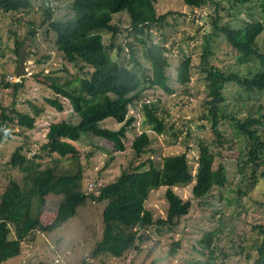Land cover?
Returning <instances> with one entry per match:
<instances>
[{
    "label": "trees",
    "instance_id": "16d2710c",
    "mask_svg": "<svg viewBox=\"0 0 264 264\" xmlns=\"http://www.w3.org/2000/svg\"><path fill=\"white\" fill-rule=\"evenodd\" d=\"M38 1L44 2V18L39 29L33 27L26 37L11 29L15 36L13 52L17 56V67L21 47L28 37H35L41 28L43 35L50 36L64 62L83 71V76L78 78V84H74L72 79L63 83L58 76H53V71L45 73L44 68L39 72L29 71V74L35 77L44 74L47 80H51L50 88L55 95L46 98V105L63 112L64 99H68L77 115V121L73 123L60 120L49 125L41 151L53 156L51 162L43 161L41 154L27 157L25 144L17 146L13 151L9 164L24 176L22 184L11 178L0 197V247L5 245L0 253V264L22 255L25 244L35 242L38 232H52L63 226L76 215L78 207L88 200L106 201L102 212V237L96 242L90 256L95 258L108 254L122 257L132 248L140 249L139 243L148 236L147 228L156 227L158 232L161 227L173 229L189 214L192 200L181 197L174 187L191 185L193 196L199 200L211 195L215 189L225 188L230 183V172L204 138L198 141L199 154L195 171L186 152L165 156L162 166H157L150 154L155 152L151 145L167 129L166 117L161 114L166 111L161 107V100H144L142 109L144 123L148 128L138 133L131 142L134 158L130 161V169H124L113 181L102 185L92 181L94 186L91 191L85 190V167L75 142L90 136L96 140L98 148L110 150L109 145L103 147L101 143H110L114 139L124 141L128 138L129 131L136 127L137 121L130 114V107L136 106L147 90L161 88L168 94L175 92L169 83L171 62L167 55L168 47L164 41H157L154 33L156 28L167 25L168 17L175 12L160 13L158 0H69L65 14L55 18L52 0H0V13H29ZM181 1L192 8L208 6L214 10V14L209 15L211 30L206 31L207 44L201 57V71L208 90L202 118L210 121L208 128L217 140L223 137L222 127L225 121L232 123L240 136L247 138L250 180L264 182V106L259 105L257 115L249 114L242 118L237 117L234 112L225 111V90L230 84L238 87L240 101L246 99L244 92L264 94V51L257 40L264 32V0ZM225 3L229 7L223 6ZM252 8L259 9L262 19L252 17L239 27L232 25L230 21H223L220 15V11L224 10L231 16L234 10ZM116 13L127 14V30L135 38L134 43H116L121 32L119 25L113 21ZM102 31L111 32L109 44L104 41ZM212 35L225 38L237 51L239 62L250 63L256 58L262 66L241 73L233 69L225 71L211 64L209 56L213 55V51L209 42ZM136 43L145 47L149 67H145L135 55ZM114 49H117L119 59L112 56L111 51ZM30 51L32 53V47ZM123 54L126 55L122 56ZM49 57L48 54L42 55L36 59V64L44 63ZM191 67L192 59L189 56L177 67L175 82L184 90L191 82ZM0 81L4 88L10 89L12 96L5 103L0 101L1 144L17 132L34 129L36 118L46 110V105L34 106V115L18 111L15 105L23 80L9 82L6 78H1ZM108 120H114L120 125L105 126L104 123ZM16 127L20 128L19 131H16ZM69 157L75 162L73 170L60 166L61 159ZM158 187L166 188L168 206L165 217L156 215L153 209L146 206L151 190ZM59 193L62 196L57 212L51 222L45 224L39 215L34 214V208L45 206L49 195ZM260 205L263 218L250 222L251 235L247 237L252 239L251 248L255 251L251 252V248L246 249L245 245L240 246V252L246 250L249 264H264V193ZM220 231L215 229L203 234L199 241L200 251L207 255V259L198 264H215L216 251H223V247L218 244ZM181 245L180 240L173 241L169 254L175 256ZM223 256L228 257V253L224 251ZM35 264L50 263L40 261Z\"/></svg>",
    "mask_w": 264,
    "mask_h": 264
},
{
    "label": "rangeland",
    "instance_id": "374dc122",
    "mask_svg": "<svg viewBox=\"0 0 264 264\" xmlns=\"http://www.w3.org/2000/svg\"><path fill=\"white\" fill-rule=\"evenodd\" d=\"M68 1L52 0L51 5L55 10V18L65 14ZM43 4L44 2L38 1L35 8L29 13H0V79L6 78V81L12 82L10 75H16L17 56L13 52L15 36L12 30L19 31L22 37H26V35L29 36V30L33 27L39 29L41 20L44 18ZM223 6L229 7V4L225 3ZM157 7L160 13L175 12L168 17L167 25L154 30L155 39L164 41L168 47L167 55L171 62L168 71L169 83L175 92L168 94L161 88L147 90L141 101L136 106L130 107V114L134 115L137 121L136 127L129 131L128 138L124 141L114 139L110 143H101L103 147L109 145L110 150L98 148L96 140L90 136H85L81 141L75 142L80 150L81 161L86 172L83 188L91 191L89 186L92 181L102 185L113 181L124 169H130V161L134 158L131 142L138 133L148 128V125L144 123L142 109L144 100H161V107L166 111L161 114L166 117L167 129L151 145L155 152L150 154L157 166H162L165 156L186 152L195 171L199 154L198 141L204 138L212 145L218 159L227 165L230 172V183L225 188L215 189L211 195L199 200L193 196L191 185L174 187L181 197L192 200L193 205L189 214L183 217L179 226L173 229L161 227L158 232L156 227L147 228L148 236L139 243L140 249L132 248L122 257H113L108 254H102L95 258L90 256L96 242L102 237V212L106 201L88 200L84 205L78 207L76 215L63 226L52 232H38L35 242L25 244L22 255L3 262V264H20L21 262L35 264L40 261H47L50 264H198L207 259V255L200 251L199 241L205 232L215 229L221 230L218 244L223 247V251H216L215 264H249L246 250L240 252V246L245 245L246 249L251 248L253 241L247 238L251 235L250 222L263 218L260 202L263 198L264 182L250 180L251 168L247 163L249 150L247 138L240 136L241 134L234 129L232 123L225 121L222 127L223 137L217 140L214 133L208 128L210 121L202 118L204 99L208 90L204 73L201 71V57L207 44L206 31L211 30L209 15L214 14V10L208 6L201 8L185 6L181 0H158ZM114 15L113 21L121 29L116 43L122 45L134 43L135 38L127 30L129 26L127 14L116 13ZM220 15L223 21H230L237 27L242 26L245 20H250L252 17L262 19L257 8L234 10L231 12V16L224 10L220 11ZM102 34L104 41L109 44L112 37L111 32L102 31ZM49 37V35H43L40 28L35 37L27 38L30 41V47H32V53L29 49L27 68L33 72L42 71L44 68L45 73L53 71V76H58L61 81H64L63 83L67 79H72L74 84H78V78L83 76V71H79L74 65L66 64ZM211 38L209 44L213 55L209 56V59L211 64L220 69L225 71L233 69L244 73L249 69L256 70L262 66L256 58L250 63L239 62L237 51L227 43L225 38L215 35H212ZM257 40L264 51V32ZM125 51L127 52L128 48ZM45 54L50 57L44 60V63L36 64V59ZM111 54L116 59L120 58L117 49L112 50ZM124 55L126 54L122 56ZM135 55L144 63L145 67H149L144 46L136 43ZM188 56L192 59L191 82L184 90L175 82V79L178 65ZM16 78L18 77L16 76ZM22 78L17 80L19 82L23 80L24 84L18 94L15 108L18 111L34 115V106L46 105V98L55 95L50 88L52 81L47 80L44 74L39 77L29 74ZM9 90L0 84L1 102L5 103L8 99L11 100L12 96ZM237 90L236 85L227 86L225 111L227 113L234 112L240 118L249 114L257 115L259 105L264 106V94L244 92L246 99L240 101ZM45 108L46 110L37 116L34 129L20 130L21 133L17 132L0 144V197L11 178L23 183V173L12 168L9 164L11 155L17 146L25 144V152L29 158L35 154H41L43 161L51 162L53 156L41 151V146L46 141L49 125L53 121L66 120L73 123L77 121V115L71 108L68 99H64L63 112H58L49 105H46ZM262 112L264 113V109ZM104 124L109 127L120 125L114 120H108ZM19 129L16 127V131ZM89 153L91 154L88 156ZM237 165H240V168H237ZM60 166L73 170L75 162L70 157L64 158L61 159ZM165 191V187L152 189L146 202L148 209H153L156 215L160 214L163 217L166 216L168 206ZM61 196L60 193L49 195L47 204L40 208H37L35 204L34 214L39 215L45 224L51 222L57 212ZM176 240H180L182 245L176 255L171 256L169 249L171 243ZM51 245L52 248H50ZM4 248L5 245L0 247V253ZM250 250L251 252L255 251L254 248ZM224 251L228 253V257L223 256Z\"/></svg>",
    "mask_w": 264,
    "mask_h": 264
},
{
    "label": "water",
    "instance_id": "95a60500",
    "mask_svg": "<svg viewBox=\"0 0 264 264\" xmlns=\"http://www.w3.org/2000/svg\"><path fill=\"white\" fill-rule=\"evenodd\" d=\"M29 49L30 41L27 39L19 51V64L16 69V76L19 79L29 74V69L27 68Z\"/></svg>",
    "mask_w": 264,
    "mask_h": 264
},
{
    "label": "built area",
    "instance_id": "2783aa9c",
    "mask_svg": "<svg viewBox=\"0 0 264 264\" xmlns=\"http://www.w3.org/2000/svg\"><path fill=\"white\" fill-rule=\"evenodd\" d=\"M10 79H11V81H17V80H18V78H16L15 75H10ZM93 186H94V183H93V182L90 183V189H91Z\"/></svg>",
    "mask_w": 264,
    "mask_h": 264
},
{
    "label": "clouds",
    "instance_id": "9594fccd",
    "mask_svg": "<svg viewBox=\"0 0 264 264\" xmlns=\"http://www.w3.org/2000/svg\"><path fill=\"white\" fill-rule=\"evenodd\" d=\"M15 75V74H14ZM16 76V75H15ZM19 79V78H18Z\"/></svg>",
    "mask_w": 264,
    "mask_h": 264
}]
</instances>
